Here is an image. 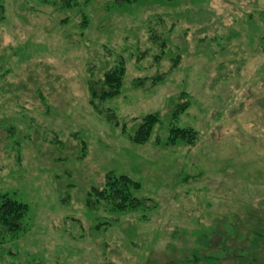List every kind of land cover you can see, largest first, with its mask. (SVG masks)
<instances>
[{
	"label": "rangeland",
	"instance_id": "374dc122",
	"mask_svg": "<svg viewBox=\"0 0 264 264\" xmlns=\"http://www.w3.org/2000/svg\"><path fill=\"white\" fill-rule=\"evenodd\" d=\"M63 3L0 0V194L28 208L0 264H264V0ZM109 171L140 208L84 205Z\"/></svg>",
	"mask_w": 264,
	"mask_h": 264
},
{
	"label": "trees",
	"instance_id": "16d2710c",
	"mask_svg": "<svg viewBox=\"0 0 264 264\" xmlns=\"http://www.w3.org/2000/svg\"><path fill=\"white\" fill-rule=\"evenodd\" d=\"M73 1L74 0H63V6L70 7V3ZM116 1L119 4H130L137 0ZM123 76L124 66L123 63H120L116 68L109 70L104 74L100 84L96 85L92 81H89L88 91L90 105L93 106L94 109H97L95 102H101L116 97L120 92ZM184 109L185 106H174L171 111L170 121L176 118ZM108 119L112 120V118ZM158 121L159 118L157 114H149L143 117L133 135L129 136V139L137 145L146 143L153 127ZM196 140V133L192 130L171 128L166 143L169 145L174 144L177 141H182L191 145L195 143ZM81 157L83 156L81 155ZM139 188L140 184L128 176L116 175L114 172L109 171L105 175V182L102 187L91 188L86 194L84 205L87 208L95 209L103 203L106 207H109L111 211L120 213L137 210L145 203V201L139 200L133 196V192L138 191ZM27 211L28 208L26 205L16 201L7 194H0V231L5 234H15L19 232L22 228V221L25 218ZM202 248L205 249V247ZM192 262L197 263L198 259L194 257Z\"/></svg>",
	"mask_w": 264,
	"mask_h": 264
}]
</instances>
